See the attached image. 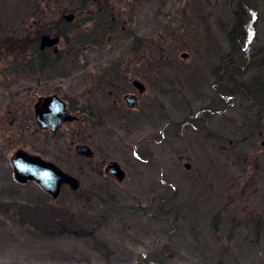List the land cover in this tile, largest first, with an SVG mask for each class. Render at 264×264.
<instances>
[{"label":"rangeland","instance_id":"1","mask_svg":"<svg viewBox=\"0 0 264 264\" xmlns=\"http://www.w3.org/2000/svg\"><path fill=\"white\" fill-rule=\"evenodd\" d=\"M147 2V12L138 24L142 33L151 32L155 40L150 46L141 43L140 56L155 57L156 63L162 62L167 47L160 46L167 43L157 33L168 38L176 29V39H171L174 42L169 49L174 60L183 67L179 70L193 73L207 70L203 79V97H199L197 89L201 88H196V84L190 86L187 83L185 89H180L173 82L172 89L178 91L173 90L167 115L160 111L158 117L150 113L149 118V113L143 112L146 116L142 118L140 115L138 125H134L130 132L120 129L118 137L122 138L121 144H132L138 135L145 136L154 131L158 136L164 121L171 119L165 133L172 137L173 170L130 168L125 171L123 181L105 171H66L79 182V189L84 193L77 196L64 187L56 204L67 210L70 216L85 223L91 222L93 227L87 234L92 233L95 240L91 234L82 235L76 230L39 238L28 225L14 223L0 215V264H209L213 255L229 256L226 264H264V152L260 147L264 121L256 119L255 110L241 107L238 97L230 96L226 103L229 91L225 89L230 80L235 86L240 83L242 75L238 66H243L241 61L256 55L264 56V0H217L216 6H211L207 0ZM39 12L37 0H0V58L7 53L5 47H12L11 57L17 62L12 61L6 80L15 81L14 91L24 92L25 88L34 87V81L25 80L20 75V58L29 44L20 40L27 31V35L34 31L31 23L43 28L40 23H35V19H41L36 18ZM149 12L154 14L152 19ZM46 19L43 18L48 21ZM243 25L249 27L246 38H240ZM168 26L173 28L168 29ZM32 33L31 37L36 38ZM85 33L83 26L70 35L74 38L76 54L82 51ZM127 46L125 43L124 49ZM156 46L160 47L161 55L154 54ZM183 51H189V59L180 57ZM228 57L234 58L229 64L235 65V78L230 76L224 82L222 80L220 90L214 85L216 79L211 70H216L214 66L219 64L218 72H226ZM5 60L0 64L4 65L0 68L3 77ZM60 65V70L64 71ZM156 66V72L165 71L164 67ZM84 67L83 61L78 63L75 72L85 73ZM84 78V75L76 74L71 82L61 80L58 85L76 95L85 86ZM238 86L237 90L240 89ZM181 91L183 95L180 96ZM73 98L79 101V96ZM219 99L225 101V106L229 104L230 110L225 114H213V109L208 108L210 104L217 105ZM6 100L0 88V107ZM196 111L200 116L196 125L198 131L189 125L178 126L181 121H193ZM16 130V127H0V198L14 197L21 202L38 196L48 199L49 195L38 183L21 184L15 179L12 155L21 147L28 151L33 147L19 143ZM210 132L230 137L235 142L242 141V138L247 140L236 144V155L220 156L217 171H212L214 162L208 159L204 160L205 171H182L174 164L179 153H186L196 160L203 157L199 155L213 151L211 144L195 139ZM133 152L132 148L127 151L130 157ZM162 211L169 216H163ZM176 213H179L178 218ZM253 218H260V222L254 224ZM171 224L175 227L169 232ZM100 244L103 247H99ZM160 254H173L174 258L169 261L153 258Z\"/></svg>","mask_w":264,"mask_h":264},{"label":"flooded vegetation","instance_id":"2","mask_svg":"<svg viewBox=\"0 0 264 264\" xmlns=\"http://www.w3.org/2000/svg\"><path fill=\"white\" fill-rule=\"evenodd\" d=\"M88 1L90 7L85 10V15L81 18L86 29L82 51L76 54L74 38L70 37L76 27H66L57 21L50 23L44 30L34 33L36 38L33 43L30 42V46L27 44V39L23 41L27 45L20 58L21 73H19L25 80L34 81V87L25 88L24 92L12 90L15 81L6 80V76L10 73L12 61L15 59H12L10 51L0 58V64L3 59H7L4 77L0 75V88L4 97L8 99L0 107V127H16L18 142L33 145L30 147L31 151L22 147L19 149L59 171L102 172L108 171L107 167L113 162L118 163L123 171H129L130 168L144 171H156V169L172 171V158L175 153L170 148L172 137L165 133L167 127L171 125V119L164 121L158 136L154 131L145 136L138 135L133 145L129 142L120 143L122 139L118 137L120 129L130 132L134 125H138L140 115L142 118L146 116L143 112L149 113V118L151 114L158 117L160 111L167 115L172 93L178 91L172 89L173 82L178 84L180 89H185L187 83L190 86L196 84L198 86L196 88H201L197 89V93L202 99L203 79L207 70L197 73L179 70L183 67L174 60L169 49L174 42L171 39H176V29L173 30L172 35H168V38L161 32L157 33V36L164 38V43H167L166 46H160L167 47L164 49L162 62L156 63L155 57L140 56L141 43L150 46L155 40V35L150 34L151 32L142 33L138 24V20L147 12L146 5L149 0ZM116 4L118 6H115ZM153 15L149 12L150 19ZM76 16L74 14L72 21ZM167 28L171 29L173 26ZM59 29L66 35H62ZM30 34L26 33L24 37L29 38L33 35ZM45 35L51 38L58 37L59 42L53 46H43L41 40ZM125 43L128 46L124 49ZM189 56V51L180 54L183 60L189 59ZM232 59L234 58L228 57L225 60L226 72H218L219 64L214 66L216 70H211V74L216 79L214 82L216 87L220 88L222 80L224 82L230 76L232 79L235 78L233 73L236 69L235 65L229 64ZM82 61L86 71L83 74L76 73L75 65ZM241 63L243 67L240 65L238 67L242 79L236 85H239L240 89L237 90L233 80L226 83L225 89L229 91L226 103L230 101V96L235 99L238 97L240 106L255 110L256 119L262 122L264 121V56L256 55ZM60 64L64 67V71L60 70ZM156 65L164 67L165 71L156 72L154 70ZM2 67L4 65H0V68ZM96 68L101 71H95ZM76 74L84 75L86 79V82H83L85 84L83 90L78 91L76 95L58 85L61 80L71 82ZM212 90L214 93V89ZM182 91L179 93L180 96L183 95ZM78 96L79 101L73 98ZM61 102L66 114L64 118L60 116ZM217 102V105L208 106L209 109H213L211 110L213 114L216 112L225 114L230 110L229 104L225 106L223 103L225 101L219 99ZM54 111L59 113L55 114ZM199 118V112L196 111L193 121L189 123L184 120L178 126L182 125L184 128L189 125L194 131H198L196 125L199 123ZM44 123H47L46 127ZM260 137L262 138L260 147L264 152V134ZM195 139L205 140V143L212 145L213 151L199 155L203 157L196 160L186 153L177 154L174 164L182 171H205L203 167L205 159L212 160L215 167L212 171H217L220 156H228L229 153L236 155V144L239 145L247 140L242 138V141L235 142L230 137L211 132ZM10 141L11 134L8 143ZM131 148L135 151L132 157L127 153ZM120 155L123 158H120ZM12 171H14L13 167ZM64 186L72 187L70 184Z\"/></svg>","mask_w":264,"mask_h":264},{"label":"trees","instance_id":"3","mask_svg":"<svg viewBox=\"0 0 264 264\" xmlns=\"http://www.w3.org/2000/svg\"><path fill=\"white\" fill-rule=\"evenodd\" d=\"M80 1V3H77ZM39 4L40 12L36 14V18H41L40 20L35 19V23L39 24L40 27L43 25V28H39L38 26H35L31 23V20L29 23L32 25L34 33H37L39 30L47 28V26L52 22H59L60 25H66L67 26H74L76 29L83 27V23L81 21V18L85 15V10L90 7L88 0H37ZM78 5V7H77ZM96 7H101V5H96ZM68 12H75L76 13V19L72 21L71 23H68L64 21L63 14ZM49 16V17H48ZM48 21H44L43 18ZM46 25V26H45ZM35 26V27H34ZM243 34L240 36V38H246V31H248V26L243 25L242 27ZM63 30V29H62ZM245 30V31H244ZM28 32V31H27ZM26 32V33H27ZM30 31V33H32ZM59 32L63 35H66L65 32H62L59 29ZM244 36V37H243ZM65 37V36H64ZM22 38V37H21ZM29 46L31 45L30 42L34 41L35 38H32L31 36L29 38H26ZM25 37L20 40V42L24 41ZM234 40V39H233ZM6 45V44H5ZM7 50V55L10 51V48L12 47L7 46L5 47ZM155 55H161L160 47L156 46L155 48ZM10 54L12 55L11 51ZM147 54V53H146ZM17 62V60H15ZM12 147V145H11ZM73 193L77 196H82L83 189H79L77 191H73ZM8 200H5V198H0V215L4 216L6 219L11 220L14 223L21 224V225H28L30 230H33V233H35L39 238H51L55 237L57 235L68 233L73 230L78 231L80 234L90 235L95 240V236L92 233H88L87 231L91 230L93 226H91V222H84L82 220L76 219V216L69 215L67 210L61 209V206L56 204L55 199L49 197L48 199H41L40 196L32 198V199H26L25 201H18V199L11 197L7 198ZM163 216H169L165 215L166 212L162 211ZM176 218L179 217V213H176ZM153 219H158L156 216L152 217ZM252 218V217H251ZM254 224H258L260 222V218L252 219ZM62 227V229H61ZM175 225H170L169 232L174 230ZM169 232H166L168 234ZM99 247H103L101 244ZM106 250V249H104ZM103 251V250H99ZM160 257L161 259H167L168 261L174 258L173 254H170L169 256H166V254L163 255H154L153 258ZM209 264H226L227 258H230L226 255H213L210 257ZM164 264V263H162Z\"/></svg>","mask_w":264,"mask_h":264},{"label":"water","instance_id":"4","mask_svg":"<svg viewBox=\"0 0 264 264\" xmlns=\"http://www.w3.org/2000/svg\"><path fill=\"white\" fill-rule=\"evenodd\" d=\"M210 3L216 5L217 0H209ZM64 18L67 21H71L74 18V14H66ZM59 42V38H50L49 36L42 37V45L53 46ZM62 104L60 116L64 118L65 111L64 105ZM55 114H58L59 111H54ZM59 116V117H60ZM71 118V117H70ZM58 119L57 122H59ZM47 123H44L46 127ZM11 162L14 167V175L17 181L21 183L28 182L29 180H34L46 191L50 193L54 198H57L60 193L62 186L64 184H70L74 188L79 186L78 182L70 175L64 173L63 171H59L57 168L48 165L37 157L29 155L27 152L19 149L17 150L12 158ZM107 173L115 176L119 181H123L125 178V171L122 170L120 165L116 162H113L107 167Z\"/></svg>","mask_w":264,"mask_h":264}]
</instances>
